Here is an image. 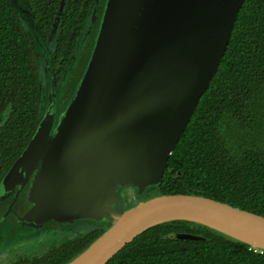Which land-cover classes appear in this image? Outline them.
Listing matches in <instances>:
<instances>
[{"label":"water","instance_id":"95a60500","mask_svg":"<svg viewBox=\"0 0 264 264\" xmlns=\"http://www.w3.org/2000/svg\"><path fill=\"white\" fill-rule=\"evenodd\" d=\"M11 1L19 13L30 17L47 68V102L28 143L0 176V229L6 225L2 235L6 240L18 236L15 227L30 225V232H43L54 222L40 218L34 223L36 209L49 202L27 201L25 179L31 166L35 171V166L41 165L47 138L52 147H58L62 139H74L71 145L78 147L83 157L94 155L97 145L102 152L85 169L74 165L75 171L83 172L75 175L70 190H84V202H94L99 208L89 217L110 224L65 264H105L149 226L176 219L208 226L264 251L263 215L206 196L159 194L136 201L121 212L113 208L120 184H133L135 196L159 184L167 158L216 70L243 0H100L91 53L64 100L26 1ZM131 33L136 37L129 36ZM128 52L129 74L123 78L118 69ZM41 91L43 96V86ZM69 106L74 113L71 116L70 110L59 128L60 117ZM55 110L60 113L53 123ZM49 144L47 155L52 152ZM67 160L65 152L66 164ZM16 201L21 205L18 212L13 207ZM55 221L71 226L76 217L68 214ZM169 236L205 239L188 232ZM11 244L13 241L6 245ZM6 245L1 249H7Z\"/></svg>","mask_w":264,"mask_h":264},{"label":"trees","instance_id":"16d2710c","mask_svg":"<svg viewBox=\"0 0 264 264\" xmlns=\"http://www.w3.org/2000/svg\"><path fill=\"white\" fill-rule=\"evenodd\" d=\"M25 1L64 100L88 61L101 6L96 12L98 0ZM41 63L35 38L12 1L0 0V176L39 120ZM149 190L153 196H206L264 216V0H243L216 70L175 142L159 184ZM104 229H90L0 264H65ZM174 232L205 239L169 236ZM12 245L0 250L16 254L18 247ZM105 264H264V251L208 226L176 219L149 226Z\"/></svg>","mask_w":264,"mask_h":264},{"label":"rangeland","instance_id":"374dc122","mask_svg":"<svg viewBox=\"0 0 264 264\" xmlns=\"http://www.w3.org/2000/svg\"><path fill=\"white\" fill-rule=\"evenodd\" d=\"M102 1V0H101ZM100 0L98 1V4L100 5ZM22 19L24 20L25 24L31 30V21L30 17L27 14L19 13ZM94 19H92L93 22ZM91 22V24H92ZM91 24L87 27V30L84 32L83 40L80 43V48L82 49L84 47V43L88 39L89 31L91 29ZM136 33H131L132 37L135 36ZM81 52V51H80ZM78 52V53H80ZM77 53V54H78ZM76 54V55H77ZM43 61V57H42ZM129 65H130V54L129 52L127 55L123 58L122 63L120 61V66L118 71H120L123 78L127 77L129 74ZM46 65L41 63V73H42V85L44 87L43 91V97H42V107L45 106V93H46V85L45 82L47 81L46 76ZM60 103V102H59ZM72 109V106H69L68 111L63 112V114L60 117L59 121V128L62 126L63 121L66 120V118L69 117V111ZM58 113H60V110L54 111V114L52 115L53 123L57 120ZM74 113L73 110L70 111V115L72 116ZM119 118L121 119L123 113H118ZM74 139L69 141L61 140V144L56 147L54 144V147L49 144V138L46 139V144L42 150V153L40 156L43 159L41 165H36L35 167L38 168L37 170L33 171V167L31 166V172L26 177L25 181H28V187L24 190V197L27 201L31 203H37L42 204L43 202H49L46 205H43V207H40L36 209L34 212L35 214V221L34 223H38L40 218H49L51 221H55L58 217H65L68 214H71V217H76V221L72 223L71 226L63 225L60 223H49L46 225L47 231H44V235H42L41 232H35L32 235L26 236L19 232H30L33 229L32 226H20L15 227V231H18V236H14L13 234H8L7 236L12 237L13 240H17V242H14V246L16 245L18 247V251L16 254H14L12 251H6L1 250L0 251V260L6 261L8 258H15L20 256H31V252L37 251L41 252L44 251L43 248L47 245H54L58 242H61L64 239L71 238L74 235L84 233L86 231H89L90 229L102 227L107 228L109 226L108 223L100 222L96 223L94 222L91 217H89V214L92 213H98L99 210L98 206L93 203H87L84 202L86 197L83 195L84 190H70L73 188V184L75 183V175L80 174L83 172V170H74V165L79 164L84 169L89 163L94 162L98 156L102 152V148L100 145H97L95 149L93 150L94 155H91V153L87 157L82 156V152L78 147H75L74 145H71ZM48 144L50 145V148L52 150L49 155H47V148ZM62 152V154H61ZM65 152L68 153V160L67 164L66 161L64 162V155ZM45 157V159H44ZM21 181L22 178L18 177ZM71 184V185H70ZM135 192H137L135 186L131 183H122L117 188L115 192V196L117 195V201L116 203H113V208L116 211H124L133 204L136 203V201L144 200L145 197L154 194V190H149L140 193L139 195L135 196ZM153 196V195H152ZM20 203L18 204V207L20 208ZM55 211H57L60 215H56ZM7 222V218L5 219V223ZM33 223V224H34ZM71 227V228H70ZM35 229V228H34ZM31 233V232H30ZM29 233V234H30ZM5 239V241H3ZM49 239L50 243H45V241ZM45 240V241H44ZM11 240H6V236L3 238H0V249L3 248L6 244L10 243ZM12 245V246H13Z\"/></svg>","mask_w":264,"mask_h":264},{"label":"flooded vegetation","instance_id":"af4514ba","mask_svg":"<svg viewBox=\"0 0 264 264\" xmlns=\"http://www.w3.org/2000/svg\"><path fill=\"white\" fill-rule=\"evenodd\" d=\"M13 207H14V209L18 212V210H19V207H18V201H16V202L14 203ZM6 231H7V227H6V225H5V226H4V229H2V228L0 229V237H1L3 234H5ZM11 233H12V231H11ZM33 253H34V252H31V255H34Z\"/></svg>","mask_w":264,"mask_h":264},{"label":"crops","instance_id":"0c3cea01","mask_svg":"<svg viewBox=\"0 0 264 264\" xmlns=\"http://www.w3.org/2000/svg\"><path fill=\"white\" fill-rule=\"evenodd\" d=\"M30 233V232H29ZM29 233H26V234H24V235H26V236H29V235H32L33 234V232H31L30 234ZM2 237V236H1ZM41 237V236H40ZM13 242H17V240L15 239V240H12ZM1 251V250H0Z\"/></svg>","mask_w":264,"mask_h":264},{"label":"built area","instance_id":"2783aa9c","mask_svg":"<svg viewBox=\"0 0 264 264\" xmlns=\"http://www.w3.org/2000/svg\"><path fill=\"white\" fill-rule=\"evenodd\" d=\"M262 251V250H261Z\"/></svg>","mask_w":264,"mask_h":264}]
</instances>
